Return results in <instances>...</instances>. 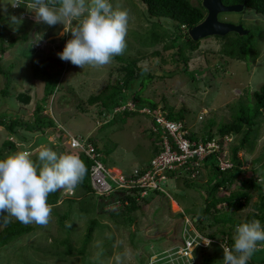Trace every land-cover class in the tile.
I'll return each mask as SVG.
<instances>
[{"label":"rangeland","instance_id":"rangeland-1","mask_svg":"<svg viewBox=\"0 0 264 264\" xmlns=\"http://www.w3.org/2000/svg\"><path fill=\"white\" fill-rule=\"evenodd\" d=\"M190 1L192 4L197 2ZM109 2L114 8L120 5L129 11L126 50L123 55L115 56L108 65H85L83 69L62 61L57 55L62 49L58 44L62 42L65 47L72 38L70 31L64 32V25L37 23L34 15H28L26 7L15 8L13 13L11 5L7 6V13L0 8L3 26L8 33L2 44L9 42V36L17 38L14 46L7 48L0 56L1 69L13 66L9 95L5 97L1 92L6 79L0 74V115L5 114V120H32L35 106L43 96V83L33 77L35 63L48 64L51 72L58 65H64L58 90L42 104V114L52 117L54 127L46 133H31L18 128L13 136L0 127V147L5 141L15 145V150L6 153L5 158L18 151L29 150L34 153L31 158L35 157L37 161V150L41 145L57 148L60 154L78 155V152L68 148L67 138L62 136L67 131L73 136L82 139L88 137L96 142L102 159L109 165H117L118 170H124L128 164L127 171H122L124 173L148 165L156 147L149 134L152 131V116L143 110L130 116L123 124L120 116L114 117L116 114L100 117V102H88L91 96L99 95L108 86H114L122 76L118 71L121 63L116 57L123 60L143 58L137 64L143 69L144 76L142 87L136 89L138 93L154 102L159 113H168L169 108L173 113L183 111V121L188 131L197 136L205 135L209 128L210 132L215 133L220 125L230 122L237 101L247 100V94L264 84L263 16L247 10L218 16L220 22L239 24L245 30H251L252 34L246 40L250 47L248 61L237 62L218 54L220 40L208 37L199 41L197 51L191 54L186 66L187 72H184L186 68L183 64L176 67L172 62L175 51H163L170 41L162 38L156 40L157 34L161 37L163 30L171 33L170 22L147 21L146 9L139 0ZM9 16H22L23 21L14 25ZM68 28L70 26H66V30ZM24 47L26 52L23 51ZM20 92L30 96L28 104L16 99ZM128 104L131 108V102ZM258 123L253 151H241L238 156L244 160L243 177L260 175L263 178H258L257 182L264 184L262 171L255 173L259 166H254L252 162L259 157L264 146V121L258 119ZM135 164L140 166L134 167ZM206 175L204 168L191 174L184 170L176 172L163 187V195L148 193L137 200L139 208L131 213V224L124 220L125 214H118L114 218L108 216L109 211L117 208V204H112L114 199L99 200L78 188L73 192L63 190L57 204L52 206L49 224L46 227L28 224L32 228L30 233L0 248V264H223V249L217 243L205 248L197 247L188 261L176 256L173 261L167 259L190 236L189 230H196L192 222L197 218L202 220L203 226L211 222L210 219H202L208 181ZM192 182L194 188L191 189L187 184ZM68 193H74V196L67 198ZM250 193L249 204L235 216L238 220H243L254 210L253 204L259 202L258 190ZM224 194L226 192L221 190L217 195ZM101 205L102 212L99 211ZM92 220L97 225H92L90 241L83 248L84 237ZM261 225L264 226L263 223ZM217 227L206 226L204 232L212 234L218 230ZM67 247L71 248V255L65 254ZM253 257L264 259V250L255 251Z\"/></svg>","mask_w":264,"mask_h":264},{"label":"trees","instance_id":"trees-1","mask_svg":"<svg viewBox=\"0 0 264 264\" xmlns=\"http://www.w3.org/2000/svg\"><path fill=\"white\" fill-rule=\"evenodd\" d=\"M221 1L223 5L244 4L245 10L252 11L257 15L264 17V0ZM139 2L142 3L146 9L147 21H153V19H155L157 23L163 21L170 22L172 24V26L169 27L171 29V33H167L166 30H163V33H161L162 35H160L161 37H159L157 33L152 34H157V41L161 38L162 40L167 39V41H170V43L163 47V51L165 52L170 49L175 51L172 62L176 65V67L183 64V67L186 68L184 69V72H187L186 66L191 60V54L197 51L199 41H201H192L187 34V29L197 25V23L201 22L206 15V11L200 5L201 0H197L195 4H192L190 0H139ZM20 8H24V6L22 5ZM12 11L14 12V8L11 10V13H13ZM251 34L250 30L249 34L244 37H239L234 33H230L224 37H214L221 42V47L217 53L237 62L248 61L250 47L249 42L246 40ZM6 35H8V33L5 31L3 21L0 16V56L6 52L7 48L13 47L17 40V38L13 36H9V38L7 36L9 42L4 45V43L2 44V41ZM58 46L62 47L61 51L58 47V50L62 52L64 49L63 43L60 42ZM23 51L26 52L25 47L23 48ZM116 59L121 63L118 71L122 74V76L114 86H108L99 95L91 96L88 102L90 104L100 102V110L98 113L100 117L111 114L114 116V114H116L114 117L120 116L123 124L126 122V119L130 118V116H135L143 110H148L151 114H155L157 112V105L154 102L143 98V96H141V94L136 90L142 87V80L144 77L143 69L137 66V64L140 62V59L143 58H128L123 60L116 57ZM58 66L55 71L51 72L48 64H34L33 77L43 83V96L35 106L31 121L22 122L17 118L5 120V114L0 115V127H2L9 136H13L16 133L15 130L18 128L31 133H46L54 127L55 123L52 117L42 114V104L45 103L56 90H58L60 79L64 74V65ZM12 68V65H9L8 68L4 70L0 68V74L6 79L5 87L1 92L4 97L9 95L8 88L12 83L10 80ZM148 77L150 78L151 76L148 75ZM247 95V100L240 99L237 101V107L234 110L231 121L220 125L216 128L215 133L210 132V128L205 135L202 134L197 136L195 133L189 132V137H191L192 140L202 139L203 142L209 141L212 138H223L224 136H230L232 138L233 142L229 147V159L232 164L230 168L220 170L218 168L216 155L206 157L201 163V169L204 168L207 171L206 177L208 180L206 194H204L205 206L202 219H210L211 222L205 226H203L201 223L202 220L199 218H197L195 222H192L198 234L212 240H216L218 237H220V239L226 238V244L229 247L233 244L232 236L237 224L250 222L253 219H258L261 224H264V184L257 182L258 178H263V176L258 175V177H243V173L245 172L244 169H242L244 167V160L238 156L241 151L246 153H251L253 151L255 143L254 138H256L254 137V132L259 124L258 119L264 121V84L258 88V90L252 92L250 95ZM16 99L24 104H28L31 100L30 96L26 92L18 93V95H16ZM128 102H131L133 106L132 109H129L126 106ZM122 107H124L123 110L114 113L115 109ZM172 111L173 110L171 108L168 109V114L166 115L167 119L172 121L183 120V111H179L177 113H173ZM149 134L150 138L153 139V143L156 145L153 149L154 156L161 149L159 144L161 141L160 133L150 131ZM88 141L91 142L101 154V150L97 146L96 142L92 141V139H89ZM14 150V143L5 141L0 147V159H4L6 153ZM52 150L60 154L58 152L59 149L52 148ZM261 150L262 151L259 157L252 162L254 166H259L254 172L259 173V171H262V174L264 175V146ZM78 156L86 165L87 173L83 182L80 183L76 189L78 188L83 191L84 194H90L92 196H96L99 200L100 198L102 200L104 197L97 195L91 186L89 177L91 161L83 153H78ZM33 160L35 161V157ZM101 161L104 163L102 157ZM260 163H262V165H260ZM145 168L146 166L141 168L142 172H144ZM174 174L175 173H172L170 176L172 177ZM193 185V182L187 184V186L191 189L194 188ZM76 189L75 191H77ZM221 190L225 191L226 194L218 196L217 194ZM254 190H258L259 192L257 196L259 202L253 204L254 210L248 213L243 220L236 219L235 216L237 212L243 210L249 204L251 200L250 192ZM61 191L62 190H58L57 192L50 193L48 195L47 202L51 206H55L57 204L60 199ZM154 194L163 195L160 191L154 192ZM139 198V195L135 196L132 192L125 193L123 191H116L111 193L110 196L104 198L105 201L114 199V201H118L120 205L116 209L109 211L108 216L110 218H114L118 214H125L127 216L124 220L131 224L133 220L130 218V215L139 208V202L137 201ZM68 202L72 203L73 201L69 200ZM102 206L103 205L99 207L100 212H102ZM91 211L94 210L91 209ZM4 215L7 214L5 213ZM92 225H97V222L95 220L91 221V226L87 229V235L84 237L83 248L90 241ZM0 226H2L0 230V248L13 243L20 237L32 231V228L29 225L20 223L17 220L13 221L12 219L11 223L5 226L3 224V216H0ZM206 226L220 227H217L218 230L210 234L204 232V227ZM263 243L264 242H258V245ZM81 252L83 253V251ZM65 254H72L70 247L65 249ZM167 259L170 260L169 257ZM259 260L261 259L258 257L250 258L248 264H254L253 262H258Z\"/></svg>","mask_w":264,"mask_h":264},{"label":"clouds","instance_id":"clouds-1","mask_svg":"<svg viewBox=\"0 0 264 264\" xmlns=\"http://www.w3.org/2000/svg\"><path fill=\"white\" fill-rule=\"evenodd\" d=\"M8 5L14 9L23 5L35 14L37 23L64 25V32L70 31L72 38L57 55L74 66L82 69L85 65L105 66L126 50L129 11L120 5L114 8L109 0H0V8L5 13ZM9 20L19 25L23 17L9 16ZM66 26L70 28L66 30ZM224 137L230 138L229 152L233 141L230 136ZM37 153V161L31 158L34 153L29 150L0 159V216L5 226L15 218L25 225L34 223L46 227L52 213L48 195L58 190H62L61 194L63 190L73 192L87 173L86 165L76 154H58L47 145H41ZM114 203L119 207L118 201ZM232 240L231 247L226 243L220 245L223 264H248L255 251L264 250V243L258 245L264 242V227L258 219L239 223ZM201 241L205 246L212 243L207 237Z\"/></svg>","mask_w":264,"mask_h":264},{"label":"built area","instance_id":"built-area-1","mask_svg":"<svg viewBox=\"0 0 264 264\" xmlns=\"http://www.w3.org/2000/svg\"><path fill=\"white\" fill-rule=\"evenodd\" d=\"M26 12L29 13H27L28 15H35L29 10ZM126 106L129 108V104ZM122 108L124 109V107ZM132 108L133 106L129 109ZM118 111H121V109L114 110V112ZM146 113L152 116V132L160 133L161 141L159 144L161 149L154 155L144 172H142V169H135L128 174H116L104 165L101 161V154L88 139L73 136L67 131H65V135H62L67 138V145L70 150L83 153L91 161L89 177L93 191L97 195L108 197L111 193L123 191L125 193H136L135 195L143 197L147 193L162 192L167 181L172 178L170 176L172 173L176 174L181 170L186 171L188 174L196 173L201 169L202 161L210 155H216L220 170L232 166L227 149L230 138H212L206 142H203L202 139L192 140L183 120H169L166 118L168 113L165 112L159 113L157 111L155 114H151L146 110ZM188 233L190 236L184 240L181 247L176 248L175 252H171L172 255L169 256V261H173L174 256L188 261V258L191 257L192 252L197 247H208L202 244L201 238L203 236L198 234L196 230L191 229ZM209 240L219 246L221 243L227 242L226 238L218 239L219 241L217 239ZM257 249H261V247H257ZM253 263L264 264V259Z\"/></svg>","mask_w":264,"mask_h":264},{"label":"water","instance_id":"water-1","mask_svg":"<svg viewBox=\"0 0 264 264\" xmlns=\"http://www.w3.org/2000/svg\"><path fill=\"white\" fill-rule=\"evenodd\" d=\"M200 5L206 11V15L197 25L187 29L192 41L196 42L208 37H224L230 33L243 37L249 33L242 25L218 20V16L222 13H242L245 10L244 4L223 5L221 0H201Z\"/></svg>","mask_w":264,"mask_h":264},{"label":"crops","instance_id":"crops-1","mask_svg":"<svg viewBox=\"0 0 264 264\" xmlns=\"http://www.w3.org/2000/svg\"><path fill=\"white\" fill-rule=\"evenodd\" d=\"M104 165L109 169V170H111V171H113V172H120V173H123V174H128V173H124V172H122V171H127V168H128V164H127V167L124 169V170H118V168H117V165H109V162H105L104 161ZM140 166V164H135L134 165V167H139ZM144 165H146V164H144ZM144 165H142V167H145ZM147 166V165H146ZM130 173V172H129Z\"/></svg>","mask_w":264,"mask_h":264},{"label":"bare ground","instance_id":"bare-ground-1","mask_svg":"<svg viewBox=\"0 0 264 264\" xmlns=\"http://www.w3.org/2000/svg\"><path fill=\"white\" fill-rule=\"evenodd\" d=\"M174 206L176 207V205L174 204Z\"/></svg>","mask_w":264,"mask_h":264},{"label":"flooded vegetation","instance_id":"flooded-vegetation-1","mask_svg":"<svg viewBox=\"0 0 264 264\" xmlns=\"http://www.w3.org/2000/svg\"><path fill=\"white\" fill-rule=\"evenodd\" d=\"M249 31V30H248ZM249 34V33H248Z\"/></svg>","mask_w":264,"mask_h":264}]
</instances>
